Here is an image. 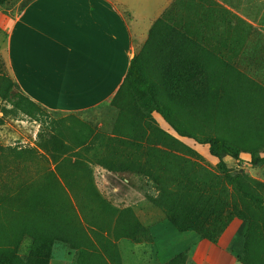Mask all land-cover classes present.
I'll return each mask as SVG.
<instances>
[{"label": "trees", "instance_id": "1", "mask_svg": "<svg viewBox=\"0 0 264 264\" xmlns=\"http://www.w3.org/2000/svg\"><path fill=\"white\" fill-rule=\"evenodd\" d=\"M5 1L0 0V5ZM175 1L152 23L110 101L127 111L125 133L132 138L127 148L131 160L116 167L103 165L135 171L150 180L158 191L151 204L178 232H192L217 243L237 216L242 226L235 238L241 236L243 243L240 250L231 246V251L241 264H264V197L257 192L258 188L264 193V184L248 178L242 169H228L223 160L226 154L241 162L240 153L247 152L252 165L264 164V156H259L264 151V86L214 51L219 42L207 40L205 28L179 26L175 20L171 23L166 15ZM16 85L5 77L0 98L11 105V111L37 120L43 114L42 106L15 91ZM152 112L159 113L179 136L208 144L209 153L218 159L217 166H207L196 151L158 127V136L165 140L162 145L154 146L151 139L141 142L143 136L135 132L139 127L132 121L154 122ZM213 114H217L214 120ZM42 133L39 137L44 139L45 149H64L55 133ZM5 149L15 159L34 152L29 146ZM47 175V183H41L39 190L20 195L22 202L16 200V192L5 195V204L0 202V264H48L55 241L75 249V264H120L118 248L108 233L104 234L96 220L82 218L64 191L59 196L49 193L50 183L62 185L55 173ZM64 183L67 187L68 182ZM235 194L254 209L238 208L232 202ZM93 199L102 213H116L125 224V210L111 208L99 194ZM121 236L151 240L147 228L138 225L135 217L116 230L114 238ZM25 238L30 239L29 251L22 256L18 247ZM190 252L188 247L162 264H191Z\"/></svg>", "mask_w": 264, "mask_h": 264}, {"label": "rangeland", "instance_id": "2", "mask_svg": "<svg viewBox=\"0 0 264 264\" xmlns=\"http://www.w3.org/2000/svg\"><path fill=\"white\" fill-rule=\"evenodd\" d=\"M28 1L7 0L0 5V10L13 14ZM166 16H170L171 23L175 20L174 24L179 26L199 25L205 28L207 40L219 42L214 51L226 56L264 86V0H176ZM5 77H11V74L5 55V36L0 30V86ZM15 91L21 92L18 85ZM110 101L88 110L72 112L42 107L43 114L33 120L20 112L11 111V105L0 98V202L5 204V195L15 192L19 196L16 200L22 202V196L39 190L41 183H47V173L52 171L63 187L50 183V187L47 184L48 192L58 195L64 191L82 218L86 221L96 220L105 230L104 234L108 233L116 243L120 264H162L171 258L168 247L176 239L172 233L176 229L164 218L161 210L150 202L151 198L158 197V191L142 174L119 168L109 169L103 165L110 163L116 167L131 160L127 148L132 138H128L125 133L127 120L124 116L127 111L119 109ZM216 115L213 114V120ZM152 118L154 122L144 119L132 122L139 127L135 132L142 134L141 142L151 139L154 146H159L165 140L158 136L155 128L165 131L158 121L163 117L152 112ZM47 131L58 136L64 149L51 151L44 148V139L39 134ZM165 132L196 151L207 166H217L218 159L209 153L208 144L179 136L171 126ZM7 146H29L34 152L15 159L5 149ZM259 156H264V151ZM240 157L243 161L237 162L225 154L223 160L228 169H242L248 178L264 184V164L252 165L247 152H241ZM64 181L68 182L67 187H64ZM257 192L264 197L258 188ZM96 194L104 198L111 208L126 211L124 225L118 214L108 210L101 212L97 207L98 202L93 199ZM232 202L244 210L254 209L239 194L232 197ZM94 216H98L97 219ZM133 217L138 225L147 228L151 235L150 241H134L122 236L114 238L116 230L128 226ZM159 220H165L170 228L164 231L169 243L155 242L153 238L150 227ZM29 243L30 239L25 238L18 247V254L27 255ZM242 243V237L238 236L232 242V247L240 250ZM75 261V249L59 241L53 243L48 264H75Z\"/></svg>", "mask_w": 264, "mask_h": 264}, {"label": "crops", "instance_id": "3", "mask_svg": "<svg viewBox=\"0 0 264 264\" xmlns=\"http://www.w3.org/2000/svg\"><path fill=\"white\" fill-rule=\"evenodd\" d=\"M174 0H29L16 13L0 10L11 77L22 93L55 111L88 110L109 102L152 23ZM160 127L168 131L164 119ZM241 226L234 218L217 243L177 232L170 257L191 247V264H241L230 247ZM165 220L151 227L169 243Z\"/></svg>", "mask_w": 264, "mask_h": 264}]
</instances>
